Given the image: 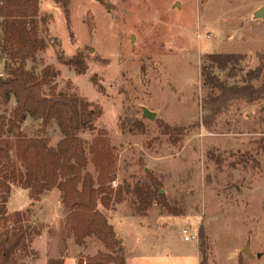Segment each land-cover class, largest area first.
I'll return each mask as SVG.
<instances>
[{
	"label": "rangeland",
	"instance_id": "374dc122",
	"mask_svg": "<svg viewBox=\"0 0 264 264\" xmlns=\"http://www.w3.org/2000/svg\"><path fill=\"white\" fill-rule=\"evenodd\" d=\"M262 6L264 0H71L68 24L63 9L55 10V36L48 30L49 36L69 56L83 50L88 69L79 75L59 62L58 42L42 54V62L52 63L51 58L61 70L55 78L58 89L76 90L102 110L96 126L108 131L119 154L113 188L134 184L152 170L160 192L184 207L176 216L153 203L145 214H136L128 193L111 208L99 206L124 239L125 251L134 253L131 264H198L196 247L199 264H264V100L234 99L208 127L177 138L166 132L167 126L188 127L207 113L203 100L209 88L201 77L206 53L241 52L246 58L240 66L259 64L264 19L254 12ZM32 66L38 71L43 65L30 61ZM228 80L242 83L240 75ZM144 108L155 117H144ZM12 109L13 103L0 104L1 112ZM138 119L144 132L121 131V122L129 128ZM40 124L41 119L28 117L22 129L37 137L43 135ZM96 133L82 136L91 140ZM45 135L51 145L61 139L55 121ZM12 187L8 210L29 199L19 184ZM66 213L60 189L45 192L25 219L30 251L19 250L16 256L26 264H77L104 249L92 238L78 246L67 234ZM130 215L153 229L140 230ZM184 227L199 239L185 240ZM205 243L203 258L200 246Z\"/></svg>",
	"mask_w": 264,
	"mask_h": 264
},
{
	"label": "trees",
	"instance_id": "16d2710c",
	"mask_svg": "<svg viewBox=\"0 0 264 264\" xmlns=\"http://www.w3.org/2000/svg\"><path fill=\"white\" fill-rule=\"evenodd\" d=\"M52 1L63 9L68 24L71 0ZM40 2L0 0V59L5 73L0 82V104L13 103L9 113L0 111V264H26L16 256L19 250L30 251L31 230L25 219L34 202L54 188L61 191L67 211L65 228L74 242L84 246L87 239L92 238L104 245V249L80 258L77 264H127L123 241L99 206L111 208L123 202L124 193H128L132 194V208L136 214H145L153 203L176 216L183 214L184 207L177 200L170 203L160 192L161 182L152 170H147L134 184L113 188L119 154L108 131L96 126L102 110L76 90L58 89L55 78L61 70L53 63L42 62V54L58 42L59 62L82 75L88 69L86 55L80 49L72 56L67 55L57 38L49 36L51 15H40ZM71 39L76 43L72 36ZM258 56L259 64L246 69L240 66L246 58L244 53H206L201 77L204 86L209 88L203 100L207 113L188 127L167 126L166 132L177 138L201 125L208 127L234 99L264 100V57L260 53ZM30 61L43 66L35 71L34 66L29 67ZM219 72L227 77L221 78ZM238 75L242 83L229 82L228 78ZM261 110L264 113V106ZM28 117L41 119L43 135L31 137L23 131L22 125ZM53 121L62 133L56 145H51L50 138L45 135ZM130 125L128 128L126 122H121V131H145L141 119ZM95 130L97 133L91 140L82 136V133ZM15 183L27 189L32 200L25 211L8 210L7 202ZM200 250L205 258L207 244H202Z\"/></svg>",
	"mask_w": 264,
	"mask_h": 264
},
{
	"label": "crops",
	"instance_id": "0c3cea01",
	"mask_svg": "<svg viewBox=\"0 0 264 264\" xmlns=\"http://www.w3.org/2000/svg\"><path fill=\"white\" fill-rule=\"evenodd\" d=\"M57 7L58 6H56L54 3H53V1L52 0H41V2H40V10H39V13H40V15H42V14H51L52 15V17H51V20L49 21V23H48V27H49V32H51V33H53V35L55 34L54 32H53V20H54V12H55V10L57 9ZM55 36V35H54ZM53 48V47H52ZM49 50V49H48ZM54 51H55V49H54ZM236 53H241V52H236ZM50 60L52 61V63H55L54 61L55 60H53V59H51L50 58ZM26 122V121H25ZM21 188H23V187H20V188H18V189H21ZM13 189H15L14 187H12V190ZM25 189V188H24ZM12 190H11V192H12ZM27 190V189H26ZM27 192H28V190H27ZM29 194V193H28ZM10 198V197H9ZM29 203H31V198L29 197V199H28V201L25 203V205L24 206H21V205H19V207L17 206V207H15V209H13V210H10L9 209V211H11V212H13V211H16V210H21V209H23L24 207H26ZM9 208V207H8ZM128 216V215H127ZM136 217V218H135ZM129 218L130 219H132V220H134L137 224H138V226H139V229L141 230H145V231H149V230H152L153 228H149V227H147V228H143V225L141 224V222H140V217H138L137 218V216H129ZM137 224H136V226H137ZM65 225V224H64ZM114 225V224H113ZM118 234V233H117ZM143 235V234H142ZM122 239V241H123V245H124V247H125V250H126V245H125V243H124V239L123 238H121ZM131 253V254H130ZM134 253H132V252H130V251H128V252H126V259H127V264H131V260H133L135 257H134V255H133ZM196 254H197V262H198V264H199V262H200V253H199V248L198 247H196Z\"/></svg>",
	"mask_w": 264,
	"mask_h": 264
},
{
	"label": "water",
	"instance_id": "95a60500",
	"mask_svg": "<svg viewBox=\"0 0 264 264\" xmlns=\"http://www.w3.org/2000/svg\"><path fill=\"white\" fill-rule=\"evenodd\" d=\"M254 16L255 18H263L264 19V6L258 8L255 12H254ZM134 37V36H132ZM3 76L0 75V82L3 80ZM143 116L144 117H147V118H150V119H153L155 117V112H152L150 110H148L147 108H144V111H143ZM161 192H164L163 189H160ZM248 246H246L244 248V252H248Z\"/></svg>",
	"mask_w": 264,
	"mask_h": 264
},
{
	"label": "built area",
	"instance_id": "2783aa9c",
	"mask_svg": "<svg viewBox=\"0 0 264 264\" xmlns=\"http://www.w3.org/2000/svg\"><path fill=\"white\" fill-rule=\"evenodd\" d=\"M113 183L115 184L116 182L114 181ZM182 233L184 234L185 240H190L192 238H194L195 240L199 239V234L197 232L196 233H193V231L191 232L189 227H184L182 229Z\"/></svg>",
	"mask_w": 264,
	"mask_h": 264
}]
</instances>
